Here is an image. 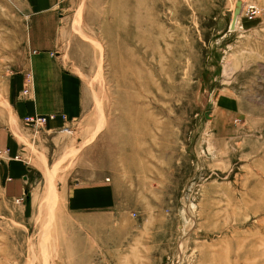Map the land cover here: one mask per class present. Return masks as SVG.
<instances>
[{"label":"rangeland","instance_id":"1","mask_svg":"<svg viewBox=\"0 0 264 264\" xmlns=\"http://www.w3.org/2000/svg\"><path fill=\"white\" fill-rule=\"evenodd\" d=\"M238 1L261 12L249 20L244 6L231 30ZM65 5L58 49L34 54L22 0H0V126L17 121L14 85L34 56L82 79L68 129L19 123L36 172L25 205L4 191L0 152V264H63L67 192L98 173L139 182L135 206H163L158 264H264V0Z\"/></svg>","mask_w":264,"mask_h":264},{"label":"crops","instance_id":"2","mask_svg":"<svg viewBox=\"0 0 264 264\" xmlns=\"http://www.w3.org/2000/svg\"><path fill=\"white\" fill-rule=\"evenodd\" d=\"M76 1L22 0L31 20L30 46L34 54L58 49L56 38L67 34L59 30L63 20L61 12L66 3ZM47 55L34 56L27 74L18 77L14 85L17 96L13 91L12 102L17 121L0 126V152L9 160L3 164L4 191L15 200L24 199L21 203L24 205L29 200L36 172L22 158L19 123L28 116H46L49 119L43 131L50 134L72 126L82 114L77 103L82 79L64 72L62 63L57 62L60 60ZM27 77L34 87L29 98L22 100L18 94ZM96 175L99 176L94 181H81L67 192L66 218H63L68 222L69 232L59 237L60 263L63 259V264H158L164 257L161 253L165 246L163 249L161 245L168 226L163 206L139 208L132 203L133 197L141 195L134 190L139 182L126 184L119 178ZM28 208L31 210V205ZM141 209L155 213L141 215Z\"/></svg>","mask_w":264,"mask_h":264},{"label":"built area","instance_id":"3","mask_svg":"<svg viewBox=\"0 0 264 264\" xmlns=\"http://www.w3.org/2000/svg\"><path fill=\"white\" fill-rule=\"evenodd\" d=\"M245 12V16H247V18L249 20H253L254 18H256L259 14H260V10L257 6L255 5H250L248 7L245 6L244 10ZM28 82H31L30 79H28ZM25 96H28L30 93V89L26 88L25 90H23L22 92ZM24 123L33 129H37V130H42L45 129L47 124H48V118L45 116H40V115H36V116H28L24 119ZM68 129V128H66ZM65 129V130H66ZM24 201V199H17L16 203L17 204H21Z\"/></svg>","mask_w":264,"mask_h":264},{"label":"water","instance_id":"4","mask_svg":"<svg viewBox=\"0 0 264 264\" xmlns=\"http://www.w3.org/2000/svg\"><path fill=\"white\" fill-rule=\"evenodd\" d=\"M241 8H242V2L238 1L237 2V8H236V10L234 12L233 21H232V24H231V30H235L236 29V23H237L238 16L241 13Z\"/></svg>","mask_w":264,"mask_h":264},{"label":"bare ground","instance_id":"5","mask_svg":"<svg viewBox=\"0 0 264 264\" xmlns=\"http://www.w3.org/2000/svg\"><path fill=\"white\" fill-rule=\"evenodd\" d=\"M244 6H245V3L242 2L241 13H240V15L238 16V19H237L236 29H237V27H238V25H239V23H240L241 18H242V14H243L242 10H243ZM233 17H234V16H233ZM232 21H233V20H232ZM231 24H232V23H231ZM236 29H235V30H236Z\"/></svg>","mask_w":264,"mask_h":264}]
</instances>
